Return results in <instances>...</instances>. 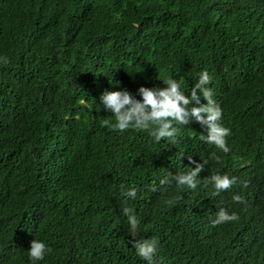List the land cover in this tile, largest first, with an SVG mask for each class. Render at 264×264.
<instances>
[{"label":"trees","instance_id":"1","mask_svg":"<svg viewBox=\"0 0 264 264\" xmlns=\"http://www.w3.org/2000/svg\"><path fill=\"white\" fill-rule=\"evenodd\" d=\"M0 58V264H30L34 236L37 264H147L124 207L153 264H264V0H0ZM201 71L227 153L194 119L175 144L102 126L104 90L172 78L188 95ZM189 157L196 189L159 185ZM213 174L236 182L213 196ZM221 208L238 219L212 226Z\"/></svg>","mask_w":264,"mask_h":264},{"label":"clouds","instance_id":"2","mask_svg":"<svg viewBox=\"0 0 264 264\" xmlns=\"http://www.w3.org/2000/svg\"><path fill=\"white\" fill-rule=\"evenodd\" d=\"M0 62L7 64L6 58H0ZM165 87H145L143 85L136 89L133 94L126 88L118 90L107 89L99 94V107L113 117L112 121L104 119L102 126L113 131L123 132L129 128L134 130H147L154 142L159 143L163 138L169 144H175L177 134L190 119H194L205 132L201 133L198 139L206 144L215 146L220 152L227 153L229 148L225 144V137L228 129L220 125L221 109L211 98V89L206 87L210 82V76L206 71H201L196 82L190 88L188 95L179 89L176 80L164 78L161 80ZM139 97V98H138ZM203 98L204 103L200 100ZM210 159H219L210 155ZM194 167L183 174L168 175L159 179L160 186H171L173 183L177 188L196 189V177L201 171L202 164L191 161ZM206 163L207 160H204ZM208 183L212 187V195L216 196L229 190L235 184V178L227 175H211ZM120 194L126 200H134L137 191L134 187L125 188L120 186ZM234 202H241L239 196L233 195ZM122 214L127 217L128 232L134 237L131 247L135 254L147 264H153V256L157 252V241L155 239H136L138 219L130 208H122ZM233 213L229 214L223 208L216 212L215 218L211 221L212 226L237 220ZM51 252V248L41 240L34 238L30 241L27 249V257L30 264L44 260Z\"/></svg>","mask_w":264,"mask_h":264}]
</instances>
